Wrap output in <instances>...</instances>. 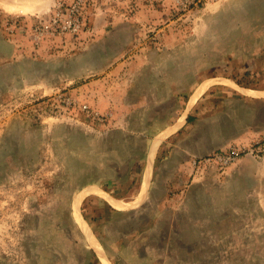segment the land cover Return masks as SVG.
I'll list each match as a JSON object with an SVG mask.
<instances>
[{"label": "rangeland", "instance_id": "1", "mask_svg": "<svg viewBox=\"0 0 264 264\" xmlns=\"http://www.w3.org/2000/svg\"><path fill=\"white\" fill-rule=\"evenodd\" d=\"M0 264H264V0H0Z\"/></svg>", "mask_w": 264, "mask_h": 264}, {"label": "built area", "instance_id": "2", "mask_svg": "<svg viewBox=\"0 0 264 264\" xmlns=\"http://www.w3.org/2000/svg\"><path fill=\"white\" fill-rule=\"evenodd\" d=\"M80 22L81 16L78 12V8H75V10H73L72 7L71 9L64 12L62 8L58 6L51 12V15L48 18V23L42 25V29H46L50 33L76 32L79 28ZM40 27L41 25L37 26V28ZM83 106L85 107L86 105ZM237 154V151H232L231 156Z\"/></svg>", "mask_w": 264, "mask_h": 264}, {"label": "crops", "instance_id": "3", "mask_svg": "<svg viewBox=\"0 0 264 264\" xmlns=\"http://www.w3.org/2000/svg\"><path fill=\"white\" fill-rule=\"evenodd\" d=\"M253 98V97H252ZM191 114H188V115H186V121L185 122H189V120L191 119V116H190Z\"/></svg>", "mask_w": 264, "mask_h": 264}, {"label": "bare ground", "instance_id": "4", "mask_svg": "<svg viewBox=\"0 0 264 264\" xmlns=\"http://www.w3.org/2000/svg\"><path fill=\"white\" fill-rule=\"evenodd\" d=\"M78 199V198H77Z\"/></svg>", "mask_w": 264, "mask_h": 264}]
</instances>
